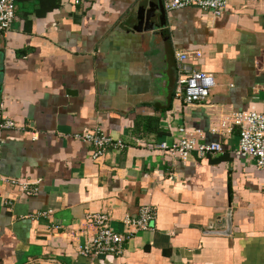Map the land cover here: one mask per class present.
<instances>
[{"label":"crops","instance_id":"0c3cea01","mask_svg":"<svg viewBox=\"0 0 264 264\" xmlns=\"http://www.w3.org/2000/svg\"><path fill=\"white\" fill-rule=\"evenodd\" d=\"M14 1L0 31V117L19 125L0 130V264H264V170L233 154V114L264 105V0L163 6L164 33L137 29L152 0ZM179 53L213 77L203 102L174 97ZM179 127L223 151L151 148ZM95 128L125 147L93 160L77 135ZM144 205L150 227L121 255L79 253L88 213L121 232Z\"/></svg>","mask_w":264,"mask_h":264},{"label":"built area","instance_id":"2783aa9c","mask_svg":"<svg viewBox=\"0 0 264 264\" xmlns=\"http://www.w3.org/2000/svg\"><path fill=\"white\" fill-rule=\"evenodd\" d=\"M162 2L166 10L196 6L210 11L214 15H219L224 10L228 0H163ZM15 8L14 0H0V31H7L12 27ZM188 59V53H179L176 56L177 78L173 94L176 99L186 104L200 103L208 97L215 82L210 73L190 67L187 62ZM233 121L239 126L238 144L233 151L234 156L238 159L251 157L255 160L256 166L264 170V105L259 112H235ZM16 127L19 125L15 120L6 116L0 117V130ZM178 132L179 136L172 142H156L151 148L168 151L177 155L181 160H186L192 154L203 157L223 151L221 143L196 141L184 127H179ZM77 137L90 146L89 154L93 160L100 159L105 150L111 146L125 147L121 139L114 140L98 128L84 132ZM19 184L26 195L34 194L37 191L36 186L27 182H20ZM47 212L50 213L51 210ZM154 214L153 206H142L138 215L124 219V230L119 232L110 228L108 216L105 213H88L84 221L87 228L93 229L94 233L87 234L85 242L79 246V253L89 258L121 255L124 250V242L138 232L147 230ZM54 227L57 229L59 225H54Z\"/></svg>","mask_w":264,"mask_h":264},{"label":"water","instance_id":"95a60500","mask_svg":"<svg viewBox=\"0 0 264 264\" xmlns=\"http://www.w3.org/2000/svg\"><path fill=\"white\" fill-rule=\"evenodd\" d=\"M138 30L166 32L165 12L161 0L140 4L137 12Z\"/></svg>","mask_w":264,"mask_h":264}]
</instances>
